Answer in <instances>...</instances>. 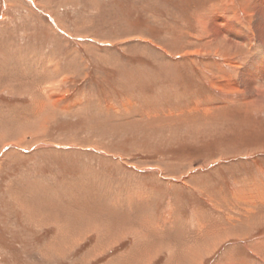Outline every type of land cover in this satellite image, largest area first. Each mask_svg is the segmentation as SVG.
Listing matches in <instances>:
<instances>
[{
    "label": "rangeland",
    "instance_id": "rangeland-1",
    "mask_svg": "<svg viewBox=\"0 0 264 264\" xmlns=\"http://www.w3.org/2000/svg\"><path fill=\"white\" fill-rule=\"evenodd\" d=\"M263 38L264 0H0V264H264Z\"/></svg>",
    "mask_w": 264,
    "mask_h": 264
},
{
    "label": "bare ground",
    "instance_id": "bare-ground-1",
    "mask_svg": "<svg viewBox=\"0 0 264 264\" xmlns=\"http://www.w3.org/2000/svg\"><path fill=\"white\" fill-rule=\"evenodd\" d=\"M214 33L215 35L220 38L221 36L225 38V36H229L230 38H228L227 42H229L231 45H234L235 47L237 46H244V44H249L247 37L245 34H241V30L236 29V27L232 26L228 20H224V18L220 17L216 19L215 23H214ZM212 33V32H211ZM244 33V32H242ZM249 38H251L250 35H247ZM248 38V39H249ZM252 40V39H251ZM264 40V38H263ZM260 45L264 46V43H262L261 41ZM251 43V42H250ZM264 57V56H263ZM232 65V64H231ZM263 77V76H262ZM254 79V78H253ZM246 81H250L249 78L246 79ZM251 82V81H250ZM256 83V80H255ZM261 83V82H260ZM258 85L260 86L259 82ZM263 85V84H261ZM256 86V85H255ZM258 87V86H257ZM228 88V87H227ZM236 90V88H234ZM253 91V90H252ZM262 91V90H260ZM257 94H260L259 91L256 92Z\"/></svg>",
    "mask_w": 264,
    "mask_h": 264
}]
</instances>
